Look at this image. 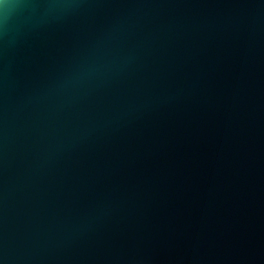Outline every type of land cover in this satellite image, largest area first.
<instances>
[{"label": "water", "instance_id": "95a60500", "mask_svg": "<svg viewBox=\"0 0 264 264\" xmlns=\"http://www.w3.org/2000/svg\"><path fill=\"white\" fill-rule=\"evenodd\" d=\"M0 264H264V0H0Z\"/></svg>", "mask_w": 264, "mask_h": 264}]
</instances>
